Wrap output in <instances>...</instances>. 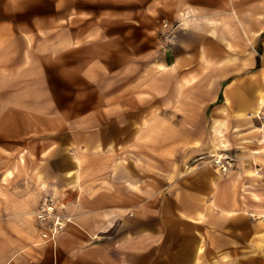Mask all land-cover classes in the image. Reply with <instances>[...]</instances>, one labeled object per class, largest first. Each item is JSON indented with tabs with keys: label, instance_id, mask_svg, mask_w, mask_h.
Instances as JSON below:
<instances>
[{
	"label": "crops",
	"instance_id": "obj_1",
	"mask_svg": "<svg viewBox=\"0 0 264 264\" xmlns=\"http://www.w3.org/2000/svg\"><path fill=\"white\" fill-rule=\"evenodd\" d=\"M218 1L164 4L177 23V37L161 52L157 31L162 10L156 3L147 15L144 0H0L4 78H16L15 64L55 63L62 72L68 65L70 75L59 78L82 79L92 88L84 95L88 107L82 108L88 126L108 127L118 116L120 128L133 129L121 139H93L87 152L79 149V140L78 147L73 141L66 150L55 140L47 155L50 174L39 173L50 186L73 181V197L65 205L71 219L53 244L40 238L37 225L29 231L17 224L13 231L0 228V240L31 241L0 244V264H144L145 256L173 253L170 242L177 234L182 237L179 253L194 264L202 254L203 232L190 231L189 241V225L213 222L216 230L231 229L234 235L241 230L236 224H264V175L254 172L264 169L258 117L264 114V25L256 27L253 20L242 30L254 38L240 37L234 8L225 9ZM247 16L250 21L255 12ZM6 106L7 111L17 110ZM21 111L28 114L27 126H45L43 109L26 105ZM98 113H104L103 121ZM149 113L153 129H186L178 139H204L193 129L210 123L216 129L210 154L235 155V167L222 173L213 161L198 162L175 176V147L161 152L159 143L152 142L151 154L145 150L140 129L148 124ZM33 141L47 144V139ZM131 146L134 151H125V156L113 153V147ZM99 147L102 152L96 151ZM84 176L88 195L80 191ZM34 186L42 191L41 183ZM173 218L181 226L176 228Z\"/></svg>",
	"mask_w": 264,
	"mask_h": 264
},
{
	"label": "rangeland",
	"instance_id": "obj_2",
	"mask_svg": "<svg viewBox=\"0 0 264 264\" xmlns=\"http://www.w3.org/2000/svg\"><path fill=\"white\" fill-rule=\"evenodd\" d=\"M168 1L144 0L145 13L147 12L146 9H148L147 13H149H146L147 15H151L154 3L159 5L162 11H165L159 13L157 31L161 52L174 43V41L165 42L162 35L163 23L172 24L175 29L177 27V23L173 22L168 16V9L163 6ZM218 2L223 4L225 9L234 8L237 23L241 26L238 33L240 37L249 34L251 40L254 38L251 32L244 33L242 30V27L244 28L246 25L253 23V20L256 27L264 25V0H219ZM249 11L250 14L255 12V16L250 17V21L247 16ZM255 38L257 52H260L259 34ZM33 51H38V48H33ZM20 52H23L22 49ZM24 66L25 64H15L17 75L15 79H6L4 78L5 75L3 76L0 72V228L7 230L11 227L13 229H10L13 231L17 224L18 227L20 225L21 231H29L33 225L35 227L37 225L39 228L37 232L40 234V238L53 244L65 231L67 223L71 219L65 205L67 200L73 197L70 188L73 182L71 179L60 183L62 184L60 187L50 186L43 181V175L39 173L42 170L44 173L48 172L50 174V161L47 157L52 154L51 151L57 145L55 140H58L60 144L58 147H63L64 150L71 148L73 141L76 143L79 140V149L87 152L90 146H94L91 145L93 139H121L126 134L125 131L130 135L133 129L120 128L118 126V116L116 123L108 127L95 128L88 126L90 122L88 121V114L85 111L83 112L82 108L86 109L88 107L87 96L84 95L87 94L88 88L91 86L88 87L87 81L82 79L79 81L76 79L73 82L70 78H59V75H70L67 69L68 65L67 67L64 66L63 72L61 65L55 63L43 65L36 61L31 66ZM81 70L85 71V69ZM41 73H44V75L41 76ZM100 84L102 86V82ZM97 87H99L98 84ZM89 90L92 91V88ZM6 105L15 106L17 110L13 112L7 111ZM26 105L33 109H43L45 111L48 117L44 124L45 126L33 128L27 126V124H30L27 121L26 115L28 114L21 111ZM59 108L66 110L55 112V109ZM72 108H80V111L73 112ZM151 114L149 113L148 117H145L148 120V124L143 129H140L145 150H148V153L151 154L152 142H154V146L159 143L161 152L167 146L175 147V176H179L181 172L198 162L212 161L213 155L210 154V148L216 140L213 139L216 134L214 126L208 123L206 128L193 129L198 130L197 132H202L204 139H178L187 134L186 129L178 127L169 129L162 126L153 129L151 126ZM56 115L57 118H55ZM103 115L104 113H98L97 117L101 116L100 119L103 121ZM92 117L94 118L93 115ZM91 123H94V121H91ZM153 136H159L160 139H153L152 141ZM169 137L176 139H169ZM206 137L207 139H205ZM30 139H47V144L45 142L40 144L37 141L30 143ZM46 145L48 148L42 151ZM76 146L78 147L77 143ZM31 147L34 149L31 150ZM132 147L134 146L127 150L123 149V147H113V153L117 152L116 155L119 156L121 153L125 156L127 154L125 151L131 149L134 151ZM199 148H202V151L196 153L194 150ZM96 151L102 152V148L99 147ZM39 152L41 155H39ZM170 153L173 154V151ZM254 172L257 176L264 175L263 168L258 173L256 169ZM86 178L84 176L79 179V182H81L80 191L84 195H88L90 190L86 182L82 183L83 179L85 180ZM106 179L110 180L109 175H106ZM39 183L43 186L42 191H40L39 186H34V184ZM74 187H78V185ZM74 189L77 190V188ZM45 197L56 205V210L61 215L63 222L60 232L55 238H44L42 236V232L46 231V228L40 225L38 213L41 202ZM147 210L151 211L150 209ZM205 219L209 220L210 218L207 216ZM205 219L204 221H206ZM175 223L177 228L179 225L177 218ZM213 225V222L212 224L209 222L208 224L204 223L203 226L189 225V228H187L188 236H191L192 233L190 234V231L192 232L195 229L203 232L202 254L196 257L194 264H264V224H257L251 228L236 224L234 227L241 230L236 231L234 235L231 229L227 233L220 232ZM174 235L171 232L170 236L174 237ZM190 236L186 238L189 241H191ZM174 238V241L170 242V247H174L173 250H170L173 253L165 256L160 255L159 257L145 256L144 264H188V257L178 251V249H181L182 237L180 238L179 234H177ZM26 242L30 243L31 241L30 239L26 241L0 240V244L6 247L9 244L13 247L17 243L24 244ZM0 259H2L1 256Z\"/></svg>",
	"mask_w": 264,
	"mask_h": 264
},
{
	"label": "built area",
	"instance_id": "obj_3",
	"mask_svg": "<svg viewBox=\"0 0 264 264\" xmlns=\"http://www.w3.org/2000/svg\"><path fill=\"white\" fill-rule=\"evenodd\" d=\"M162 35L164 36L165 42H173L176 38V29L172 24L163 23ZM262 121L260 128L259 142L264 145V114L258 116ZM214 165L223 173L233 169L236 165L237 158L235 155L228 153H220L212 156ZM261 168L257 167L256 172H260ZM39 223L45 226L46 231L42 232L44 238H55L62 225L61 215L56 210V205L47 197L43 198L39 213Z\"/></svg>",
	"mask_w": 264,
	"mask_h": 264
}]
</instances>
